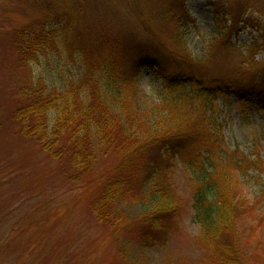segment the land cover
I'll list each match as a JSON object with an SVG mask.
<instances>
[{"label": "rangeland", "instance_id": "1", "mask_svg": "<svg viewBox=\"0 0 264 264\" xmlns=\"http://www.w3.org/2000/svg\"><path fill=\"white\" fill-rule=\"evenodd\" d=\"M254 1L264 12V0ZM227 2L72 0L69 45L61 44L58 50L22 65L12 51L14 31L48 13L58 14L60 1L0 0V264H216L199 241L190 186L178 160L171 168L172 185L181 199L176 226L162 245H144L136 221L144 210L140 202L120 200L117 211L121 222L115 219L116 224L97 222L88 208L100 182L121 159L120 154L112 149L104 153L95 144L98 156L92 175L74 180L62 163L48 157L33 140L15 134L9 117L23 84L40 79L60 89L77 82L90 64L105 59L108 46L100 47L99 36L115 38L123 48L149 45L162 51L172 48L179 54L186 50L195 59L192 72L204 85L213 80L221 85L237 80L244 70L251 71L246 70L250 59L256 69L261 68L264 14L253 13L258 18L253 26L247 19L252 14L248 11L242 22L230 28L225 9L220 7ZM183 34L179 43L177 38ZM85 53L90 58L88 65ZM124 62L129 73L133 67ZM166 62V68H173L170 61ZM136 70L137 96L143 107L148 106L155 99L161 78L143 60ZM211 111L215 132L229 150L257 153L264 161L262 105L238 100L232 91L222 90L214 95ZM52 121L50 113V124ZM239 180L248 203L264 192V176L258 177L255 171ZM257 209L264 211V200ZM250 224L247 219L238 225L239 263L264 264V226L251 233Z\"/></svg>", "mask_w": 264, "mask_h": 264}, {"label": "trees", "instance_id": "2", "mask_svg": "<svg viewBox=\"0 0 264 264\" xmlns=\"http://www.w3.org/2000/svg\"><path fill=\"white\" fill-rule=\"evenodd\" d=\"M59 1L62 10L58 14L48 13L14 31L12 51L22 65L58 50L61 44L69 45L72 0ZM220 7L226 10L230 28L242 22L248 11L253 26L258 19L253 13L264 14L254 0H228ZM183 35L177 38L179 43ZM98 39L102 49L107 44V55L86 66L77 82L56 89L36 79L20 87L9 117L15 134L33 140L48 157L62 163L74 180L92 175L98 156L95 144L104 153L112 149L120 154L88 208L97 222L116 224L115 219L121 222L120 200L140 202L144 210L136 221L140 240L148 246L162 245L176 226L181 199L172 185L171 168L178 160L190 186L199 241L216 264H240L238 225L248 219L251 233L264 226V211L257 209L264 192L248 203L239 179L250 171L264 176V161L257 153L229 150L215 132L211 110L214 95L222 90L264 108V65L256 69L250 59L246 70L251 71L244 70L237 80L222 85L213 80L204 85L192 72L195 59L186 50L179 54L172 48L162 51L149 45L123 48L115 38ZM127 54L133 58L125 60ZM84 58L88 65L87 53ZM142 60L161 78L155 99L144 107L136 86V69ZM167 60L173 68H166ZM124 61L134 70L127 73Z\"/></svg>", "mask_w": 264, "mask_h": 264}]
</instances>
